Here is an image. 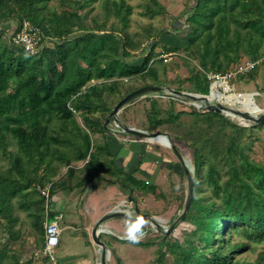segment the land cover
<instances>
[{
	"label": "trees",
	"instance_id": "16d2710c",
	"mask_svg": "<svg viewBox=\"0 0 264 264\" xmlns=\"http://www.w3.org/2000/svg\"><path fill=\"white\" fill-rule=\"evenodd\" d=\"M94 1L0 0V264H33L26 256L30 240L43 248L46 205L41 190L48 186L52 195L58 187L74 189L105 179L127 190L137 204L138 190L156 192L150 181L118 167L108 143L98 136L108 134L105 119L127 93L165 81L157 46L198 60L202 69L194 66L189 79L201 94L211 89L207 72H228L241 53L261 59L247 73L251 79L264 63V0H196L187 16L185 44L161 42L150 26L147 37L155 40L138 62L133 52L141 42L128 29L132 5L102 0L107 17L113 12L120 18V25L108 28L107 18L87 22L92 8L83 9ZM159 10L148 6L146 13ZM11 20L17 22L12 31L25 21L38 27L47 40L42 49L29 53L13 45L5 35ZM169 100L171 105L176 101ZM157 105L153 98L151 130L183 113L162 112ZM191 113L208 125L206 131L200 127L191 135L194 191L185 215L203 231V241L174 251V264H264V251L255 260L238 257L250 243H264V164L251 160L247 152L264 122L246 127L216 111L193 108ZM203 168L211 196L198 195ZM48 217L57 214L49 210ZM165 256L160 245L152 264H167Z\"/></svg>",
	"mask_w": 264,
	"mask_h": 264
},
{
	"label": "rangeland",
	"instance_id": "374dc122",
	"mask_svg": "<svg viewBox=\"0 0 264 264\" xmlns=\"http://www.w3.org/2000/svg\"><path fill=\"white\" fill-rule=\"evenodd\" d=\"M195 1L196 0H157V5H155L152 0H127L133 8L128 29L132 34H137V38L139 42H141L140 47L133 52L134 60L137 62L141 61L142 56L148 52L150 45L155 40V36L147 37L149 33L148 28L150 26H152L153 35L157 32V36L161 42L173 46L184 45L187 41V16L190 14L191 7L194 5ZM53 4L61 10L62 7L57 1L53 2ZM148 6H153L160 10L158 13H154V15H149L146 13ZM89 8H92L87 18L89 25H93L94 18H96L98 22H103L107 18L106 25L108 28L114 23L120 25V18L115 13L111 12L107 17L105 8L102 6V0L94 1L90 6L84 8L83 12ZM9 23L10 26L5 30L6 37L17 25L15 20H11ZM155 52L157 53L156 58L162 59L166 68L165 71L160 69L161 79L165 81L159 85H163L164 87L169 86L185 92L199 93L189 79L192 75L194 66L202 69L197 59L188 57L183 51H174L171 55L163 56V54L167 53L163 52L161 45L155 48ZM250 60H252L251 57L245 53H241L238 61L231 65L229 71L244 66ZM208 72L222 73L216 71ZM257 77L260 85L259 87L256 86L257 83H255V79L249 78L247 73H239L236 77L232 78L229 83L233 87V90L226 92L221 88V96L234 103L226 100L222 103L233 108L238 107L237 109L247 110L257 115L264 112V63H261L259 66ZM179 86H181L180 89ZM257 91L260 92V94H257ZM164 92L166 93L168 90L166 89ZM164 92L150 93L137 98L122 108L118 115V119L121 122L140 129L148 131L161 130L166 132L171 143L177 146L181 152L184 158V164L173 152L171 146L168 147L158 142L150 141L148 138L142 136L122 133L117 130V121L115 122L112 119L106 127L108 134L112 136L117 135L122 141L116 140V142H113L107 139V134L105 135L104 133L98 136V138L111 144L112 147L123 144L131 148L142 144L148 148V159L154 158V156L159 157L158 152H160L162 155L159 157L161 158L159 162H161L160 164L163 167L161 173L164 179L163 183L160 179L154 180L153 185H155L157 189L156 192L144 194L145 196L142 199L144 201V211L156 218L158 224L151 220H147V224L143 229L144 234L139 238L138 242H131L127 236L120 237V234L127 235L129 220L126 217L114 219L113 223H111L114 228L113 232H103L101 234V239L110 246L108 247L110 250L108 264H117L119 259H121L122 264H152V261L158 254L160 245H163L164 250H166L165 261L167 264H174V251L180 250L181 248L198 247L199 243L203 241V231L198 228L195 229L193 222L185 218L186 214L182 219L176 222L173 227H171V225L184 210L188 189L184 167L186 166L195 177V158L192 147L193 136L191 137V135H193V133L196 134L200 127H203L206 131L208 125L204 122H197L195 116L191 113L193 108L204 112L202 108L198 107L195 101L186 97L175 98V103L171 105L172 102L169 100V97L163 96ZM239 92H243V94L240 95L238 94ZM153 98L157 99V107L159 110H167L168 112L171 110L174 114L179 111H183V113L177 120L166 122L157 130H151L149 128V113L152 110ZM164 115H167V113ZM78 117L81 122V117L79 115ZM227 117L234 123L246 127L256 124L251 120H246L239 116ZM255 132L256 135L253 137L251 148L248 149L247 152L251 160L264 164V126L262 128H257ZM95 138L96 137H94V139ZM201 142L202 140H200L199 144H201ZM154 150H156L157 153H153ZM118 167L121 166L118 165ZM222 170L224 173L225 169ZM204 173L205 168L201 169L200 175L203 192H199L198 195L211 196L212 191L205 181ZM223 177L226 178V175L224 174ZM84 199L85 197L83 201ZM91 200L92 205H96L99 201L97 198ZM92 205L89 204L88 200L82 203L81 211L78 215L80 222L87 221L89 217L94 218L98 216L99 213L96 212V214H94L95 211L93 212ZM133 212L136 214L134 210ZM66 235L72 238V235L75 236L74 230L66 228L63 237ZM3 240L4 228L0 225V243H2ZM29 244H33V241H28V250ZM250 244L251 248L239 253V258L255 260L259 257L260 253L264 251V243ZM12 245L14 246L15 244ZM40 249L42 248L29 250L26 254V256H31L33 264H43L42 260L35 253L36 250Z\"/></svg>",
	"mask_w": 264,
	"mask_h": 264
},
{
	"label": "crops",
	"instance_id": "0c3cea01",
	"mask_svg": "<svg viewBox=\"0 0 264 264\" xmlns=\"http://www.w3.org/2000/svg\"><path fill=\"white\" fill-rule=\"evenodd\" d=\"M257 79L258 77L255 79V83H257L256 86L259 87L260 85ZM248 94L253 95L254 93ZM106 136L107 139L112 140L113 142L121 140V138L117 135L112 136L107 134ZM108 146L114 154L116 160L120 162V166L127 173H133L138 179L147 182L150 181L153 183L154 180L160 179L163 183L164 179L161 173L163 167L160 164L161 162H159L161 159L159 157L162 155L160 152H158L159 157L154 156V158L148 159V148L142 144L131 148H128L123 144L115 145V147L108 144ZM153 153H157L156 150H154ZM83 164L84 161L80 162L79 166L81 167ZM136 194L139 199L138 204L132 199L127 190L123 189L116 182L107 181L105 179L95 180L89 184L74 189L58 187L51 195L49 210L57 214V217L53 219H58L60 226L62 227L61 243L57 248V256L61 263L100 264V261L102 260V250L94 243L91 236L94 224L103 215L112 211L121 212L118 217H126L125 213L128 211H135L136 206L142 212L148 213L144 211L145 209L143 207L144 201L142 199L144 198L145 193L138 190ZM84 197L86 199H84V201L88 200L90 205H92L91 199H99L96 205L91 206L93 212L95 211L94 214H96V212L99 214L97 217H89L87 221L80 222L78 215L81 211ZM118 217H112L107 220L104 225H102L107 228L104 232H113L114 228L111 223H113L114 219ZM126 218L129 220L128 217ZM128 226H130V223ZM66 228L74 230L75 236L72 235V238L67 235L63 237V233ZM102 233L103 232L100 233V237ZM126 236V234H120V237ZM29 245L30 251L38 249L34 241L33 244Z\"/></svg>",
	"mask_w": 264,
	"mask_h": 264
},
{
	"label": "water",
	"instance_id": "95a60500",
	"mask_svg": "<svg viewBox=\"0 0 264 264\" xmlns=\"http://www.w3.org/2000/svg\"><path fill=\"white\" fill-rule=\"evenodd\" d=\"M166 89L168 90V92L165 93L164 90ZM163 92H164L163 96H166L169 98L175 99V98L186 97V98H190L193 101H195L196 104L197 102H200L203 104V106H199L198 104L197 105L198 107L202 108L204 111H216V112L225 114L226 116H239L240 118L251 120L255 123L264 122V112H261V114L257 115V114L250 113L247 110H241V109L227 106L223 104L222 102H220L219 100H210L209 96H211L212 94V89H210L209 94H201V93L185 92V91L171 88L169 86L164 87L163 85H159V84H146L135 90L130 91L113 106V108L111 109L109 113V116L106 118L104 127L106 128L108 124L110 123L111 119L113 117H116L117 118L116 127L118 128L117 130L122 133L142 136L145 138H152L158 135H163L170 141V138L166 132H163L161 130L148 131V130L140 129L130 124L121 122L118 119V115L120 111L122 110V108L128 105L129 103H131L132 101L144 95L150 94V93H163ZM170 146L173 152L178 156V158L184 164L185 163L184 158L181 152L179 151V149L177 148V146L173 145L171 141H170ZM116 163L120 165V162L118 160H116ZM184 168H185L184 170H185V174L187 177V186H188L184 210L177 217V219L172 223L171 227H173L176 222H178L180 219L183 218V216L186 214L187 210L189 209L192 198H193L194 174L191 173V171L186 166ZM135 212H136V216L143 217L146 221L151 220L155 222L156 224H158L156 218H154L149 213L142 212L137 206L135 207ZM120 214L121 212H116V211L109 212L103 215L101 218H99L92 228V232H91L92 239L94 243L97 244L102 250V260L100 261V264H108V259L110 255V250L108 249L107 244L100 237V233L106 231V229H102V225H104L105 222H107V220H109L110 218L118 217L120 216ZM132 219L134 220L135 217H132Z\"/></svg>",
	"mask_w": 264,
	"mask_h": 264
},
{
	"label": "built area",
	"instance_id": "2783aa9c",
	"mask_svg": "<svg viewBox=\"0 0 264 264\" xmlns=\"http://www.w3.org/2000/svg\"><path fill=\"white\" fill-rule=\"evenodd\" d=\"M9 41L18 47L27 50L29 53H36L42 49L47 40H44V35L38 27L32 25L29 21L23 22L17 30L7 34ZM172 53L163 54V56L171 55ZM261 59L250 60L244 66H240L235 70H230L226 73L207 72L208 79L212 82L211 89L220 90L223 88L226 92L233 90L229 83L230 80L236 77L239 73H248L260 64ZM256 93V92H255ZM238 94L242 95L243 92ZM257 94L260 92L257 91ZM89 156L85 160L88 161ZM42 194L45 197L46 219L44 221L45 244L42 249L37 250L36 255L42 260L43 264H62L57 256V248L61 243L62 227L56 219L48 217L49 206L51 202L50 187L42 189Z\"/></svg>",
	"mask_w": 264,
	"mask_h": 264
},
{
	"label": "clouds",
	"instance_id": "9594fccd",
	"mask_svg": "<svg viewBox=\"0 0 264 264\" xmlns=\"http://www.w3.org/2000/svg\"><path fill=\"white\" fill-rule=\"evenodd\" d=\"M125 215L129 218L130 223V226L127 228V238L131 242L136 243L144 234L143 229L147 224V221L143 217L136 216L132 211L126 212ZM132 217H135V219H131Z\"/></svg>",
	"mask_w": 264,
	"mask_h": 264
},
{
	"label": "bare ground",
	"instance_id": "6f19581e",
	"mask_svg": "<svg viewBox=\"0 0 264 264\" xmlns=\"http://www.w3.org/2000/svg\"><path fill=\"white\" fill-rule=\"evenodd\" d=\"M221 93H222V91H220L218 89L216 90L215 88H213L212 94H211V96H209L210 100H219L220 102H223L224 100H226V101L233 102V101H231V100H229V99L221 96ZM197 104L199 106H203V104L200 103V102H197ZM112 120H114L116 122L117 121V118L116 117H113ZM148 140L153 141V142H158V143H160L162 145H165V146H168V147L170 146V141L165 136H163V135H158V136H155V137H152V138H148ZM102 229H107V228H105V226H102Z\"/></svg>",
	"mask_w": 264,
	"mask_h": 264
}]
</instances>
